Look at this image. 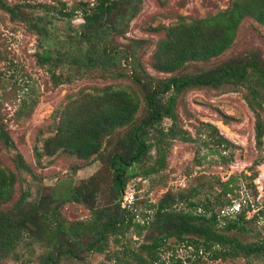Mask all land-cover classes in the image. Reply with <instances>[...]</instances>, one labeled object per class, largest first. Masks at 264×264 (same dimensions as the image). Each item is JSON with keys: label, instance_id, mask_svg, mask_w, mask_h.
<instances>
[{"label": "trees", "instance_id": "16d2710c", "mask_svg": "<svg viewBox=\"0 0 264 264\" xmlns=\"http://www.w3.org/2000/svg\"><path fill=\"white\" fill-rule=\"evenodd\" d=\"M141 4V0H93L77 2L68 10L67 5L59 1L38 4L36 8L44 14L35 15L30 10L24 17L19 8L34 9L35 5H11L0 0V10L7 13L11 21L20 20L29 33L37 36L38 46L43 49L35 57L38 65L48 72L53 85L69 84L91 76L129 83L123 87H93L87 93L69 96L64 105L53 111L55 136L46 139L41 152L35 149L37 161L43 154L52 156L57 151L88 161L102 155L110 146L107 167L111 176L108 186L111 197L108 204L94 206L99 190L92 179L77 188L72 185L60 191L55 188L48 195H39L38 200L29 199L28 189H21L15 198V187L21 186V174L32 176V167L19 152L12 157L13 169L0 166V264L11 258L18 260L17 249L29 246L25 243L27 239L47 248L40 264H59L64 259L83 262L80 252L106 254L110 237L115 245L121 246L105 256L110 264H162L161 252L172 249L170 240L174 246L191 249L196 255L197 260L189 264H201L199 254L208 255L212 260L264 259L263 240L242 242L230 236L232 232L244 234L253 230L256 215L248 218L252 205L250 201L240 200L238 181L241 178L255 181L257 171L254 168L261 164L262 158L248 169L250 175L242 173L219 182L220 189L215 196L195 200L202 192L196 187L177 194L167 192L156 204L149 205L153 211L150 215L144 213L141 220H136L137 210L133 204L121 206V196L129 180L148 179L165 168L170 142L193 140L191 134L177 124V97L186 91L246 87L248 92L244 100L255 117V146L262 152L264 66L249 57L206 71L189 69L196 63L205 66L229 50L246 17H254L264 25V0H235L217 15L190 21L180 18L170 26L154 28L153 31L162 36L154 44L150 64L155 72L166 74L164 78L149 74L141 62L144 47L151 43L149 40L131 39L125 45L117 41L125 38ZM76 13L80 14L81 23L76 29L69 27L73 34H67L64 41L53 37L51 25L55 16L65 17L69 22ZM67 66L72 67L68 69L70 72L57 73ZM141 103L144 114L139 119L137 113ZM35 105L36 101L23 100L19 116H28ZM164 119L171 123L166 129L162 128ZM201 126L196 133L198 138L205 136V144L222 149L209 152L217 155L221 164L231 162L232 152L227 156H222L221 152L236 146L213 125L201 123ZM0 147L8 152L16 148L1 122ZM204 160L206 156L198 153L193 159L196 166ZM251 187L253 190V185ZM51 201L57 203V208L48 206ZM70 203L84 205L89 217L67 221L59 209ZM215 207H228L231 213L220 220ZM36 230L38 232L34 233ZM143 231L148 235L137 249L122 244L129 232L140 236ZM172 264L183 263L177 259Z\"/></svg>", "mask_w": 264, "mask_h": 264}, {"label": "rangeland", "instance_id": "374dc122", "mask_svg": "<svg viewBox=\"0 0 264 264\" xmlns=\"http://www.w3.org/2000/svg\"><path fill=\"white\" fill-rule=\"evenodd\" d=\"M59 1L65 3L69 10L77 2L90 3L93 0H5L11 5L22 6L25 3L35 5L34 9L24 6L19 8L24 17L30 10L35 15L44 14L43 10L36 8L38 4H54ZM141 2V10L130 22L125 38H119L117 41L125 45L131 39L149 40L151 43L147 48L144 47L146 50L141 56V62L149 74L164 78L167 75L155 72L150 64L154 44L162 36L153 29L159 25L170 26L180 18L190 21V19L217 15L230 7L235 0H141ZM74 18L73 21L70 19L68 22L65 17L55 16L56 20L51 25L52 36L62 41L66 40L67 34L72 33L69 27L76 29L81 23L79 13H76ZM31 33L25 29L23 22L11 21L9 15L0 10V122L8 131L16 147L9 152L0 147V166L13 169L12 157L19 152L25 162L32 167V176L27 173L21 174V186L16 185L15 198L19 196L21 189H28L31 195L29 199L38 200L39 195H48L55 188L58 191L67 189L69 185L77 188L92 179L96 181L99 190L94 206L108 204L111 197V191L108 189L111 176L107 167L110 146L102 151V155L93 156L88 161H81L63 151H57L52 156L43 154L37 161L35 149L41 152L46 139L55 136L52 122L53 111L64 105L69 96L87 93L93 87L106 85L123 87L129 83L124 80H102L91 76L76 79L69 84L53 85L46 69L37 63L35 55L43 48H39L37 36ZM249 57L257 59L260 65L264 66V25L257 22L254 17H246L240 23L236 38L229 50L211 60L207 65L196 63L189 70L206 71L213 66L245 61ZM71 68L70 66L60 68L57 73H65L66 70L68 73L70 72L68 69ZM230 89L233 90H227L225 87L196 88L177 97L175 106L178 115L177 124L188 131L193 140L184 142L176 139L170 142L166 151V166L162 171L148 179L136 177L128 181L121 196V206L127 207L133 204L134 209L137 210L136 220H141L142 215H150L153 210L149 205L156 204L167 192L177 194L182 190L196 187L202 192L195 200H203L208 195L215 196L220 189L219 182H225L230 176L242 173L250 175L251 172L248 169L253 167L254 161H260L262 158L261 164L254 168L257 171L255 181L251 182L246 178L238 181L240 200L250 201L252 205L251 211L247 214L248 218L253 214L256 215V220L252 223L253 230L244 234L232 232L230 236L237 237L242 242H253L257 239L264 241V147L260 153L255 146V117L244 100V95L248 92L247 88L238 86ZM23 100L28 103L36 101V105L28 116L20 117L19 109ZM143 114L141 103L137 118H142ZM261 114L264 117V105ZM201 123L213 125L221 135L236 146L235 149L230 147L225 152H221L222 156L232 152L231 162L227 164L218 162L219 157L209 151L222 149L205 144V136L198 138L196 133L202 129ZM170 124L169 120L164 119L162 128L166 129ZM197 153L199 156H206V160L200 166H196L193 161ZM51 202L48 206L57 208V203ZM59 211L70 222L85 220L89 217V211L84 205L75 203L61 206ZM230 211L228 207H215V212L221 217L220 220L223 216H228ZM36 232L38 231L34 233ZM147 235L146 231H143L140 236L129 232L126 239L122 240V244L137 249L144 243ZM25 243H29V246L22 245L17 249L18 260L11 258L4 264H40L47 248L33 240L30 242L27 239ZM168 243L172 249L161 252L162 264H172V261L177 259L183 264L197 260L191 249L174 246L172 240ZM120 247L115 245L113 237H110L106 254L85 255L80 252L84 258L83 262L64 259L59 264H110L106 257ZM198 257L201 264H264V259L212 260L208 255L203 254H199Z\"/></svg>", "mask_w": 264, "mask_h": 264}]
</instances>
